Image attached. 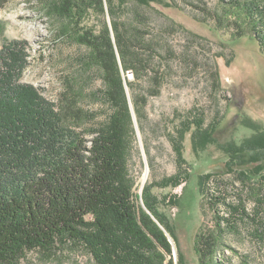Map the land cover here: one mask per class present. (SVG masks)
I'll use <instances>...</instances> for the list:
<instances>
[{"label": "trees", "instance_id": "obj_1", "mask_svg": "<svg viewBox=\"0 0 264 264\" xmlns=\"http://www.w3.org/2000/svg\"><path fill=\"white\" fill-rule=\"evenodd\" d=\"M163 1L39 0L56 31L84 49L82 75L66 81L56 102L23 81L20 42L0 49V264L64 249L85 252L93 264H184L179 248L174 257L176 230L155 193L190 179L185 137L191 132L199 154L214 142L210 125L188 115L175 126L169 140L177 170L147 181L142 194L130 169L138 127L146 134L149 100L172 76V63L190 60L168 38L183 27L168 16L154 19L151 9ZM186 2L198 21L250 37L264 53V0ZM86 73L100 79L91 94L103 102L102 120L81 105ZM220 148L229 158L225 170L198 176L204 219L194 250L198 264H235L234 257L250 264L235 243L264 247V132Z\"/></svg>", "mask_w": 264, "mask_h": 264}, {"label": "rangeland", "instance_id": "obj_2", "mask_svg": "<svg viewBox=\"0 0 264 264\" xmlns=\"http://www.w3.org/2000/svg\"><path fill=\"white\" fill-rule=\"evenodd\" d=\"M177 1L183 9L164 0L163 4H155L151 12L157 22H164V16H168L183 27L168 38L178 54H185L190 60L172 63V76L160 95L149 100L146 134L138 127L139 138L130 169L139 194L147 181L174 174L176 155L169 134L188 115L205 118L214 142L196 154L191 145V132L184 140L190 179L155 193L162 202L161 211L171 219L176 230L177 240L172 238L175 259L179 260V248L184 264H198L194 238L204 219L198 176L225 170L229 158L220 148L222 145L240 146L264 132V53L254 39L234 38L229 32L218 30L212 22L198 21L186 0ZM9 42H20L26 54L23 81L33 84L51 102L57 101L66 81L74 82L83 72L79 57L84 49L56 31L55 22L43 12L39 0H8L0 6V49ZM126 77L134 79L132 72L126 73ZM99 86L98 75H90L81 98V105L95 112L96 121L104 118L103 102L91 94ZM256 162L243 166L253 168L259 163ZM235 246L249 255L250 264H264L263 246L246 239H240ZM233 261L240 264L238 257ZM19 264L93 262L81 250L64 249L51 257L31 252Z\"/></svg>", "mask_w": 264, "mask_h": 264}]
</instances>
